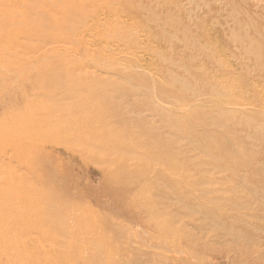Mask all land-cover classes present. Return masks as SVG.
<instances>
[{"label":"rangeland","instance_id":"rangeland-1","mask_svg":"<svg viewBox=\"0 0 264 264\" xmlns=\"http://www.w3.org/2000/svg\"><path fill=\"white\" fill-rule=\"evenodd\" d=\"M0 264H264V0H0Z\"/></svg>","mask_w":264,"mask_h":264},{"label":"bare ground","instance_id":"bare-ground-1","mask_svg":"<svg viewBox=\"0 0 264 264\" xmlns=\"http://www.w3.org/2000/svg\"><path fill=\"white\" fill-rule=\"evenodd\" d=\"M21 68V67H20ZM22 68H23V66H22Z\"/></svg>","mask_w":264,"mask_h":264}]
</instances>
